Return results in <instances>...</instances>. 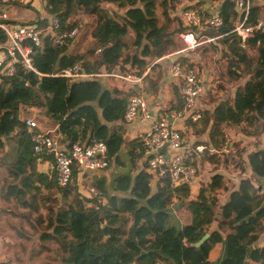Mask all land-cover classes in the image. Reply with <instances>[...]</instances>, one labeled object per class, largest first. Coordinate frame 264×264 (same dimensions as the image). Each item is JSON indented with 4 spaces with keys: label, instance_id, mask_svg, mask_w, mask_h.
I'll return each instance as SVG.
<instances>
[{
    "label": "trees",
    "instance_id": "obj_1",
    "mask_svg": "<svg viewBox=\"0 0 264 264\" xmlns=\"http://www.w3.org/2000/svg\"><path fill=\"white\" fill-rule=\"evenodd\" d=\"M23 1L36 13L28 24L45 29L55 17L63 30L77 27L79 37L67 54L73 40L55 47L50 33H43L41 45L32 55V67L39 75L17 65L15 76H0V152L7 151L0 161V199L19 210H12L13 215L34 231L40 230L42 244L56 245L53 254L58 264H159L162 260L167 264H263L264 248L257 244L264 238V147L258 142L247 152L240 142L231 140V160L228 156L223 159L225 168L231 164V170L238 173L237 186L214 169L209 183L190 199L187 184H166L152 191L141 169L131 186L119 191L123 196L106 198L107 183L102 177L91 184L100 197L85 200L77 189L80 174L76 169L71 182L62 188L56 185L53 172L37 171V165L49 158L33 152L24 123L32 116L45 118L52 127L57 125L67 145L103 142L110 166L125 147L121 125L129 98L142 93L148 103L156 98L163 78L159 61L183 47L179 34L204 35L220 46L233 86L241 82L233 94L205 110L197 123L188 122L196 144L201 143L197 138H208L201 143L206 148L202 159L218 165L229 129L250 139L264 135V34L250 37L248 50L239 46L231 33L235 22L242 19L239 0H209L220 3L216 15L198 10L201 3L191 4L194 0H46L42 5L38 0H0V14L7 6H21ZM104 5L116 7L121 14H108ZM186 9L198 13L200 29L184 25L181 14ZM260 12L258 5L250 4L247 22L254 23ZM86 15L93 19L83 21L87 27H82L78 19ZM212 16H219L222 26L207 27ZM4 39L0 32V42ZM206 45L194 52L173 54L172 62L193 70L192 55ZM77 62L92 77L79 81L52 77ZM115 73L142 78L143 91L136 84L126 90L103 87L99 79L103 76L98 75ZM202 78L208 85L207 95H215L208 80ZM174 81L176 94L170 108L181 110L180 82ZM210 149L217 154H211ZM142 151L134 139L127 154L139 161ZM221 193H228V201L219 208ZM176 202L181 204L173 212ZM170 213L178 219L172 221ZM157 216L164 222H157ZM205 234L208 238L200 243Z\"/></svg>",
    "mask_w": 264,
    "mask_h": 264
},
{
    "label": "built area",
    "instance_id": "obj_2",
    "mask_svg": "<svg viewBox=\"0 0 264 264\" xmlns=\"http://www.w3.org/2000/svg\"><path fill=\"white\" fill-rule=\"evenodd\" d=\"M37 2L42 5L46 0H38ZM238 7L242 10V19L235 22L231 33L236 36L239 46L248 50L246 45L248 39L255 34H264V11L260 12L254 23L249 24L247 22L249 0H239ZM181 17L185 26L201 28V20L196 11L186 9L182 12ZM9 21L6 12L2 10L0 32L4 34L5 39L0 42V76L4 77L15 76L17 65L39 75L32 67V55L33 49L41 45L43 33H50L51 43L55 47L67 46L71 40L79 36L77 27L72 30H63L59 20L55 17L50 19L45 29L30 24H11ZM206 23L209 28H218L223 24L219 16L210 17ZM178 38L183 47L174 54L194 52L200 46L214 40L206 38L204 35L194 36L192 33H180ZM170 75L180 82L182 109L173 110L164 107V113L158 111L157 118L152 120L138 139L140 148L143 150V170L148 176L151 190L158 187L162 188L166 184L171 186L187 184L190 187L197 178L202 163V155L206 149L201 144H191L190 138H187L176 126L179 123L184 124L186 121L197 123L200 120L205 111L204 103L208 85L204 83L202 77H199L197 70L187 71L185 65L180 62L171 63ZM98 76L115 75L101 74ZM52 77L79 81L92 77V75H87L83 71L81 63L77 62L52 75ZM116 77L127 81L129 84L141 83L142 80V78H135L132 75L125 77L117 75ZM209 86L211 88L210 83ZM139 118L142 121L152 118L150 117L148 100L143 93L129 98L122 121L123 124L128 125ZM24 123L29 131L33 152L49 158L47 161L48 170L55 175V182L58 187H65L71 182L73 169H76L80 174L77 187H79L85 174L108 169L107 149L103 142L95 141L89 144L76 142L67 145L62 142L64 137L57 125L45 130L40 127L36 116L27 118ZM221 149L224 154L232 152V141L229 133H225ZM159 150L162 151L159 152ZM209 151L211 154H217L213 149ZM254 186L257 187L255 184ZM79 194L85 200L100 197L95 187H89L87 192L82 193L80 191ZM83 204L88 206L89 203L84 201ZM0 264H7V262L4 258H0Z\"/></svg>",
    "mask_w": 264,
    "mask_h": 264
},
{
    "label": "crops",
    "instance_id": "obj_3",
    "mask_svg": "<svg viewBox=\"0 0 264 264\" xmlns=\"http://www.w3.org/2000/svg\"><path fill=\"white\" fill-rule=\"evenodd\" d=\"M197 2L201 3V6H200L201 9L203 11H206L209 15H216L219 11L220 3L211 2L209 0H194L191 4H195ZM34 5L36 6V3ZM104 8L106 10H108V14H111L110 11H113L114 13H117V14H121V11L117 10V8L112 6V5H104ZM5 9H4V11H5ZM177 10H178L177 12H179V8H177ZM31 11H32V13H35L34 10H31ZM262 11H264V10H262ZM6 14H7V12H6ZM7 16H8V14H7ZM35 17H36V13L33 15V17L28 18V19H24V20H27L28 22L33 21L35 19ZM81 19H82V21L89 22L93 19V17L86 15V16H82ZM24 20L22 22H26ZM173 54L167 55L159 61V64L161 66L162 73H163V78H162V81L160 82L158 96L156 98H153V99L151 98L149 100V103H148L149 111H150V117H152V118H150L146 121H142L139 118L131 124H128V125L122 124L121 125L122 128L124 129V134H123V140L125 143V147L123 149L124 152H127V150L129 149V146H130V142L132 140H134V139L138 140L139 139L140 134H142L144 132V130L148 127V125L152 122V120L155 119V117L158 114V111L163 110L164 107L170 108L171 104L174 103V100H175L174 94H176L174 87L175 88L177 87V85H176L177 83L174 81L175 79H173L170 75V67H171V63H172L171 56ZM192 56H194V54ZM147 72H148V70H146L145 74ZM112 75H115V76H107V77H111L114 79L116 78L115 81L118 83L115 84L114 86H117L118 89L126 90L125 89L126 86L130 85L131 87H133V85H135V84H129L127 81L116 77L117 75L122 76L121 74L115 73ZM122 77H125V76H122ZM136 87L142 89L143 88L142 82L137 83ZM204 106H205L204 107L205 110H208V111L212 108L211 105L207 104L206 101H205ZM32 117H34V116H32ZM38 119H40V118H38ZM43 120L45 121V123L48 124V125L46 124L48 126L46 129L53 128L52 124L49 121H47L45 118H43ZM176 124H178V122H176ZM176 124H175V126H176ZM176 128L181 129L182 133H184L187 138H190L191 144L197 145V144H201L202 142L208 141L207 136H205V137L200 138V139L197 138V141L201 142V143L196 144V137L193 135L191 128L188 127V121H186L184 124L179 123L178 126H176ZM235 131L236 130H234V129H229L228 131H226V133H229V135L231 136V140L233 139L232 134ZM235 141L236 142L247 141V142H255V143L258 142L261 147H264V135L260 138H257V139H250V138H246L244 136L239 137V135H236V137L233 139V142H235ZM221 148H222V146H221ZM232 152H233V150H232ZM226 155H228V154L223 153V156H221V158H219L220 159V165H215V166H217L216 173L223 174L224 177L231 182L230 184L237 186V184H238L237 183L238 173H236L234 170H231V169H234V168H232L231 164H228L229 167L227 165L226 168L224 166L223 157ZM230 160H231V158H230ZM215 166H214V164H211L209 161H207V160L204 161L202 159V163H201L197 178L189 187L190 199H195L197 197L199 188L203 184L209 183L210 177L214 174L213 172H214ZM143 168H144V165H143ZM48 169H49L48 162L39 163L37 165V171L40 173H48V171H49ZM246 173L249 175L248 172H246ZM232 176H234V177H232ZM103 177H105V176H103ZM152 191H154V190H152ZM218 198H219L218 202H219V208H220V206L222 204H224L225 202L228 201V193H221L218 196ZM5 204H8V203H5L0 199V208H2V206ZM6 211L8 213L10 212V210H6ZM219 215H220V213H218V215H216V222L219 219ZM5 218L6 219L1 220V221H3L4 224L0 223V258H4L7 262V264H41L42 261L44 260L43 257L45 256V252H47L48 250L41 251L44 244H42V242L40 241V238L38 241L39 246L37 243L36 244L34 243L35 241L33 242V239L38 235L40 236V234H38V233L34 234L32 228L27 223H25L26 225L24 224V226H23L24 232L22 231V235H25V237L22 236V238H19L15 232V230H16L15 226L10 224V222L13 221V220L9 219V218H11V216L10 217L7 216ZM13 218H14V221H16L15 217H13ZM170 219L172 221H175V219H178V216H176V214L172 213L170 216ZM216 222L214 223V227H215ZM214 227H211V229H213ZM25 230H26V232H25ZM28 231H30V232H28ZM19 232H20V230H19ZM30 235H31V237H29ZM28 238H30V240H27ZM33 244H35V245H33ZM51 247L56 248V245L52 244ZM51 247L49 248L50 250L53 249ZM257 247L259 249L264 248V238L259 240ZM261 259L264 262V252H263V255H261ZM159 264H167V262L162 260V261H160ZM246 264H261V263L260 262L256 263L253 261H247Z\"/></svg>",
    "mask_w": 264,
    "mask_h": 264
},
{
    "label": "rangeland",
    "instance_id": "obj_4",
    "mask_svg": "<svg viewBox=\"0 0 264 264\" xmlns=\"http://www.w3.org/2000/svg\"><path fill=\"white\" fill-rule=\"evenodd\" d=\"M253 3H255V5H258L260 7L261 12H262V10H264V0H249V5L253 4ZM20 5L21 6L9 5L5 9V12H7L8 18L10 19L11 23H14V24L22 23L23 25L28 24V21L24 20V19H28V18L33 17V15L35 13H32V11L30 9L32 7H31L30 3H25L23 1V2H21ZM25 6H29V8H27ZM200 6H201V4L197 6V9L202 11ZM110 12H111V14H114L113 11H110ZM23 20L26 22H22ZM78 20H79V23L82 24V27L84 25H85L84 27H87V24L83 23L82 19L81 20L78 19ZM84 30H85V28H84ZM209 43H207L206 46H204L203 48H201L200 50L195 52L194 57H193V62H194L195 69H197V71L200 73V75L202 77L204 76L206 78V80H208V82L211 85L212 90L214 91L215 95L209 94V95L205 96V99H206L205 101L207 102V104L212 105L213 103L217 102L218 99L220 100V98L222 99V98L228 97L229 95L233 94V91L236 89V87L241 85V82L239 84H237L236 87L233 86L234 83L232 81H230L229 78H231V77L226 73V68L224 66L225 65L224 60L221 59V54L219 53L220 46L215 45L216 41H214V43H210V44ZM86 45L88 46L89 43H87ZM74 46H73V48H74ZM72 49L70 50V52L72 51ZM249 55L252 58H254V56H255L254 51H251L249 53ZM99 79H100V82L102 83L103 87H108V86H112V85L114 86L115 84L118 83L115 81L116 78L114 79L111 77H100ZM38 122H39V125L41 128H44L45 130H47L46 128L48 127L47 126L48 124L45 123L43 118L38 119ZM236 135H239V137H242L238 131H235L232 134L233 139L236 137ZM239 144L241 147H244L247 150V152L250 150H253L255 148V142H247V141L241 142L240 141ZM260 148H261V146H260ZM6 149H8V146L5 147V150ZM5 155H7V151H3V152L1 151L0 152V161H1L2 157ZM226 156H228V159H229V158H231L232 155L228 154ZM218 165H220V161H219ZM3 168L4 167H2V170H3ZM142 168H143V161L142 160L134 161L133 158L127 154V152L123 151L122 154L120 155L119 159L117 160V162L112 161V164H110L108 169H106L104 171H97V172H91V173L85 174L82 181H80L79 187H77V189L79 188L78 191L80 190L82 193H85V192H87V189L89 187H92L91 184L95 180V178H102L103 176H105L104 178L106 179V183H107V187H106L107 188V197L106 198L112 197V196L121 197V196H123V193H121L119 191H124L125 189L129 188L131 186V183L133 181L134 176ZM214 169H217V166H215ZM232 177H234V176H232ZM106 198L103 200L104 202L106 201ZM6 210H10V212L8 213ZM12 210L15 211L16 213L19 211L15 206H12L11 204H5L2 206V208H0V223H3V221H1V220L6 219L5 217L11 216V218H9V219L13 220V221H11L10 224L15 226V229H16L15 232H16L17 236L19 238H22V236L25 237V235H22V231L24 232L23 226L25 223L24 222L22 223V221L19 217H15L13 215ZM170 215H171V213H170ZM13 217H15L16 221H14ZM161 218L162 217L157 216V222H159L160 224L164 222V220ZM19 230H20V232H19ZM25 232H26V230H25ZM28 232H30V231H28ZM33 233L34 234H36V233L41 234L40 230H36V231L33 230ZM29 237H31V235ZM39 238H40V236L38 235L33 239V242L35 241L34 243L35 244L37 243L38 246H39V243H38ZM27 240H30V238H28ZM35 244H33V245H35ZM51 245H52L51 243H47V244L44 243V247L48 251L45 252V256L43 257V259H44L42 261L43 264L44 263H46V264H58V261L55 260L54 254H53L55 248L51 247ZM50 247L53 249L50 250L49 249Z\"/></svg>",
    "mask_w": 264,
    "mask_h": 264
},
{
    "label": "water",
    "instance_id": "obj_5",
    "mask_svg": "<svg viewBox=\"0 0 264 264\" xmlns=\"http://www.w3.org/2000/svg\"><path fill=\"white\" fill-rule=\"evenodd\" d=\"M78 37H79V36H78ZM78 37H77L76 39H74V40L72 41V43L69 45V47H68V49H67V51H66L67 54H69L70 50H71V49L73 48V46L76 44ZM161 151H162V150H159V152H161ZM180 204H181V202H176V203L173 205V207H172L173 211L177 210L178 207L180 206ZM208 236H209L208 234H205V235L202 237L200 243H203V242L208 238Z\"/></svg>",
    "mask_w": 264,
    "mask_h": 264
},
{
    "label": "clouds",
    "instance_id": "obj_6",
    "mask_svg": "<svg viewBox=\"0 0 264 264\" xmlns=\"http://www.w3.org/2000/svg\"><path fill=\"white\" fill-rule=\"evenodd\" d=\"M111 75V74H110ZM104 77V76H103ZM93 187V186H92Z\"/></svg>",
    "mask_w": 264,
    "mask_h": 264
}]
</instances>
